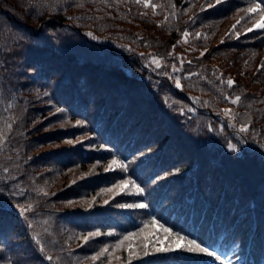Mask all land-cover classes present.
Masks as SVG:
<instances>
[{"label":"trees","instance_id":"trees-1","mask_svg":"<svg viewBox=\"0 0 264 264\" xmlns=\"http://www.w3.org/2000/svg\"><path fill=\"white\" fill-rule=\"evenodd\" d=\"M253 3L0 0V264H264Z\"/></svg>","mask_w":264,"mask_h":264},{"label":"snow or ice","instance_id":"snow-or-ice-1","mask_svg":"<svg viewBox=\"0 0 264 264\" xmlns=\"http://www.w3.org/2000/svg\"><path fill=\"white\" fill-rule=\"evenodd\" d=\"M137 2H140V0H137ZM221 0H217V3H220ZM261 4H264V0H261V3H253L249 8L245 9L244 11L248 12V13H258V15L260 16V20L257 22V27L260 28H264V7L261 6ZM145 7H148L149 5L147 3L144 4ZM185 35H187V33H185ZM233 83V81L229 80L228 84L231 85ZM240 98L236 97V100L233 101V103H235L236 101H238ZM243 131V129H241ZM71 143V142H69ZM229 147H232L231 145ZM117 164V161L113 160L112 161V165ZM111 167V165L109 166ZM131 183L130 181L124 180L121 182V184L116 185L115 187L117 189L122 188L124 185ZM138 191H142V189H137ZM106 191H111V189H107ZM125 205H122V207H124ZM127 207H139V208H144L146 207L145 204H136V205H127ZM150 224L152 225H156V227H158L164 235L172 238V240L175 241V243H170L169 245H167L166 247L160 248L157 247L156 251H163V252H168V251H172L175 250L176 247L179 246L181 241L185 240V237L180 236L179 234H173L171 232L170 229L165 228L164 225L162 224H157V222L155 220L151 221ZM145 227H148V225H145ZM143 231V230H142ZM93 235H99V233H94ZM138 234L133 233L131 236L125 237L124 240H130L133 236H136ZM157 239H159V237H157ZM121 244H123V241H121ZM120 245H117V247H119ZM186 246H187V251L189 252H193V251H199L202 253H206L209 256H214L215 254L213 252H209L206 248H203L200 246V244L196 243L194 240H188L186 241ZM108 249L105 248L103 250H101V252L98 254V256H102L104 255L105 252H107ZM132 253L130 252V255ZM98 257H93V259H97ZM50 259V258H49ZM216 259H219V256H216Z\"/></svg>","mask_w":264,"mask_h":264}]
</instances>
